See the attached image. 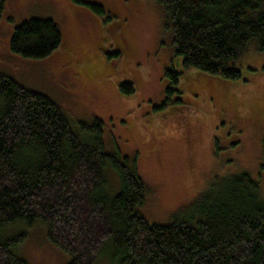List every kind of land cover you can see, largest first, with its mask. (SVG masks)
Masks as SVG:
<instances>
[{
  "label": "trees",
  "instance_id": "1",
  "mask_svg": "<svg viewBox=\"0 0 264 264\" xmlns=\"http://www.w3.org/2000/svg\"><path fill=\"white\" fill-rule=\"evenodd\" d=\"M75 1L104 12L100 3ZM154 2L185 68L235 80L248 47L264 51V0ZM5 8L0 0V19ZM63 42L55 18L32 16L15 26L10 48L45 58ZM165 74L163 103L189 107L181 74L174 67ZM120 89L137 91L131 79ZM72 121L47 93L0 71V264H31L20 248L23 226L36 223L70 255L67 264L104 257L106 264H264L263 189L251 173L217 180L184 214L151 222L144 215L150 190L136 160L107 150L102 119ZM15 227L22 230L10 234Z\"/></svg>",
  "mask_w": 264,
  "mask_h": 264
},
{
  "label": "rangeland",
  "instance_id": "2",
  "mask_svg": "<svg viewBox=\"0 0 264 264\" xmlns=\"http://www.w3.org/2000/svg\"><path fill=\"white\" fill-rule=\"evenodd\" d=\"M87 1L104 12L75 0H6L0 71L47 93L76 126L102 119L107 150L136 160L150 190L144 215L151 222L184 214L217 180L243 171L260 183L264 198V51L248 47L235 80L185 68L154 0ZM32 16L58 21L64 36L58 53L29 58L12 52L15 26ZM171 67L181 74L187 108L163 103ZM128 79L136 95L121 91ZM23 227L28 236L20 249L31 264L69 262L45 224Z\"/></svg>",
  "mask_w": 264,
  "mask_h": 264
}]
</instances>
